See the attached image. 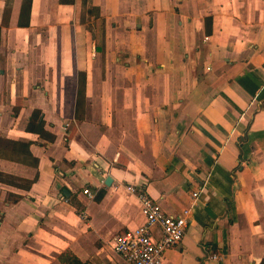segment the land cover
I'll use <instances>...</instances> for the list:
<instances>
[{"label": "crops", "instance_id": "obj_1", "mask_svg": "<svg viewBox=\"0 0 264 264\" xmlns=\"http://www.w3.org/2000/svg\"><path fill=\"white\" fill-rule=\"evenodd\" d=\"M23 2L0 0V264H125L128 185L191 209L162 264H264V0Z\"/></svg>", "mask_w": 264, "mask_h": 264}, {"label": "built area", "instance_id": "obj_2", "mask_svg": "<svg viewBox=\"0 0 264 264\" xmlns=\"http://www.w3.org/2000/svg\"><path fill=\"white\" fill-rule=\"evenodd\" d=\"M126 189L139 200L145 222L135 230L116 237L114 249L125 264H162L165 252L185 236L191 209L185 208L180 214L171 215L146 191L135 185H128ZM84 192L89 198H93L92 191L85 189ZM193 196L197 197L198 193L194 192ZM211 257L220 258L215 254Z\"/></svg>", "mask_w": 264, "mask_h": 264}, {"label": "trees", "instance_id": "obj_3", "mask_svg": "<svg viewBox=\"0 0 264 264\" xmlns=\"http://www.w3.org/2000/svg\"><path fill=\"white\" fill-rule=\"evenodd\" d=\"M66 1L69 3L74 2V0H66ZM88 2H90V0H84V3L87 4ZM30 10H31V0H24L23 6H22V16L25 13L30 15ZM88 12H89V14L95 16V18L97 20V26H98V28H101L102 19L100 18V15H99V9L97 7L89 5ZM28 24H29V22L25 23L21 19L19 21L20 26H27ZM81 79H82V83L80 82L79 95L84 94V92H85V90H84V88H85V76L80 74V80ZM38 113H40V112L38 111ZM60 260L63 264H82L78 258H76L73 255H70L69 253L62 255Z\"/></svg>", "mask_w": 264, "mask_h": 264}, {"label": "water", "instance_id": "obj_4", "mask_svg": "<svg viewBox=\"0 0 264 264\" xmlns=\"http://www.w3.org/2000/svg\"><path fill=\"white\" fill-rule=\"evenodd\" d=\"M111 180V178H109L108 182ZM66 192V191H65Z\"/></svg>", "mask_w": 264, "mask_h": 264}]
</instances>
